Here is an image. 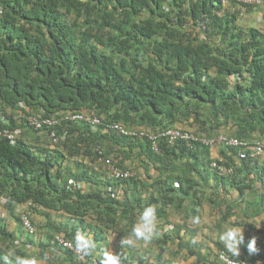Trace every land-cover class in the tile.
Returning <instances> with one entry per match:
<instances>
[{
	"label": "trees",
	"instance_id": "16d2710c",
	"mask_svg": "<svg viewBox=\"0 0 264 264\" xmlns=\"http://www.w3.org/2000/svg\"><path fill=\"white\" fill-rule=\"evenodd\" d=\"M263 4L0 0V102L10 115L5 127H28L45 139L12 142L0 136V196L12 205L30 202L35 210L75 219L71 230L51 225L48 242L68 264H100L102 257L97 248L91 255H77L58 244L57 234L74 241L82 228L94 231V242L101 232L128 237L147 206L163 218L170 206L185 216L199 215L208 199L223 221L238 216V226L264 233L251 220L264 211V155L253 156V147L264 149V32L240 23L242 8L251 11ZM65 112H87L103 123L94 128L87 121H63L61 140L54 143L49 132L34 130L25 119ZM118 122L154 132L182 127L208 137L225 134L231 126L234 131L226 135L248 146L219 144L221 156L234 168L233 174L221 175L211 166L219 159L212 157V146L185 141L172 146L162 138L156 151L147 138L106 129ZM100 156L133 176L112 178ZM72 179L84 186L71 185ZM227 184L248 202L243 212L226 198L222 208L214 197L204 196L206 186L218 191ZM12 236L0 222V238ZM167 240L170 235L160 243ZM262 246L255 255L247 249L246 255H229L264 263ZM118 254L121 264H173L161 254L157 261L131 258L124 250Z\"/></svg>",
	"mask_w": 264,
	"mask_h": 264
},
{
	"label": "crops",
	"instance_id": "0c3cea01",
	"mask_svg": "<svg viewBox=\"0 0 264 264\" xmlns=\"http://www.w3.org/2000/svg\"><path fill=\"white\" fill-rule=\"evenodd\" d=\"M240 23L260 28L264 32V4L254 8L251 11H248L247 8H242V17L240 19ZM21 130V138L26 139L27 141L30 140L35 143L37 141L45 140L43 132H37L35 136H33L28 127L21 128ZM222 148L223 147L220 145L213 146L212 157L215 159H220L222 157ZM238 162L239 161H237V163ZM152 174L154 177L158 176L157 171H152ZM216 183L217 182L215 179L210 180V184L212 186H215ZM224 187L227 189V191H225ZM214 190V188L206 186L204 196L207 195L208 197H214L217 203H221L222 208L223 205L226 206L228 204V202L223 203V200L226 198V201H230L233 204H238L237 212H243V210L246 209L248 202L242 200L237 189L234 188L232 184L223 186V189L221 186L219 187L218 191ZM119 192L121 194L123 190H120ZM245 197L252 198V196L248 197V195H245ZM33 206L34 205L30 202L12 205L7 198L0 196V222L13 235L12 238H9L11 242L7 240L6 237V239L0 238V264H16L17 258L34 259L37 264H61L63 261L64 264H68L65 261L66 255L53 250L48 243L50 239L49 236L53 232L51 225H65L69 230H71L72 227L76 226L77 221L66 213L50 212L46 209L45 211L40 207H35L38 209L35 210L32 208ZM250 209V212H252L253 209ZM168 210H170V214L167 217L163 218L157 214V228L160 235L154 236L151 239L152 241L158 242L159 247H161L164 251L167 250L166 245L169 244L168 248L170 249L169 252L172 256H185L186 258L190 257L195 259L197 258V255L191 254V252H195L202 256V258H205V262H202L197 258L199 261L198 264H214L213 262L223 264L217 260L218 252L222 250L220 247H223V244L219 241V234L222 229L225 228L224 222L229 221L228 223L231 226L234 220H239L238 216H233L230 220L223 221L220 209L208 199L204 201V205L202 206L199 215L185 216L184 211H177L174 206L168 207ZM24 212H28L30 218L34 222L36 226L35 234H31L22 223L20 217ZM212 213L214 216L209 221L207 216ZM262 215H264V211L251 220L257 225L258 230L264 232V226L260 227L259 222L256 220ZM197 220L199 222H196ZM239 227L243 228L242 226ZM77 231L85 233L91 237L92 240L95 237V233L91 229H88L86 232H84L82 228H79ZM253 232L257 234L256 237H253L256 239V247L262 249L263 244L257 240H262L264 238V236H262L264 233H256L255 231ZM165 235H170L171 240H167V243H160V240L164 239ZM128 238L129 236L121 237L118 234L112 232H101L98 237L99 240L95 242L97 248L96 254L103 257L105 251L116 253L120 250H124L127 254L134 255L133 253H129L133 250L134 243L132 245H122L121 243L122 239ZM250 239L252 238L248 235H245L244 244L241 245V256L246 255L247 241ZM179 242H182L183 245H180ZM118 246H120V249L117 250ZM6 257L7 260L5 259ZM45 257H47V259H45ZM259 262L262 263L261 260H259L258 263Z\"/></svg>",
	"mask_w": 264,
	"mask_h": 264
},
{
	"label": "built area",
	"instance_id": "2783aa9c",
	"mask_svg": "<svg viewBox=\"0 0 264 264\" xmlns=\"http://www.w3.org/2000/svg\"><path fill=\"white\" fill-rule=\"evenodd\" d=\"M224 4H230L231 2H236L238 4H262V0H220ZM25 119L30 127L36 131L45 130L49 132V137L54 143H58L61 140V137L58 133V127L62 124L63 121H87L96 128L97 125L102 124V119L96 115L89 114L87 112H65L60 115L53 116H44L42 114H28L25 115ZM10 124V115L7 110L3 107L0 102V136L6 137L12 142H15L17 139L21 138V127L9 128L5 127ZM115 130L123 135L147 138L152 147L156 150H160V140L166 138L168 143L172 146L176 145L179 141H185L187 143L200 142L209 146L216 145H226V146H248L246 141H241L235 137H229L226 134H220L213 137H208L206 135L197 134L191 129H186L182 127H172L160 132H154L146 128H129L122 123H109L106 124V129ZM65 136V134H64ZM63 137V136H62ZM253 156H262L264 155V149L262 145H257L253 147ZM99 153L102 154L103 151L99 148ZM242 157H245V154H241ZM100 161L104 162V165L109 172L112 178L116 179H128L133 176V172L130 170H125L122 167L118 166L111 158H106L100 156ZM212 168L215 169L221 175H230L233 174L234 168L226 164L224 158L214 160L211 164ZM71 185L82 188L84 186L83 181H75L72 179L70 181ZM112 189V187L110 188ZM24 226L27 230L34 234L36 233V226L32 219L29 216L28 212H24L21 215ZM57 242L59 245L72 250L74 249V242L70 239H67L63 234H57ZM264 245V238L262 240H257ZM74 252V251H73ZM75 253V252H74ZM77 254V253H76ZM80 255L81 254H77ZM218 260L223 264H253L246 260L236 259L229 255L226 250H220L218 252ZM92 264H97L93 262Z\"/></svg>",
	"mask_w": 264,
	"mask_h": 264
},
{
	"label": "clouds",
	"instance_id": "9594fccd",
	"mask_svg": "<svg viewBox=\"0 0 264 264\" xmlns=\"http://www.w3.org/2000/svg\"><path fill=\"white\" fill-rule=\"evenodd\" d=\"M196 222L199 221L197 220ZM159 235L156 208L154 206H147L139 212L138 219L132 226L129 238L122 239L121 243L122 245H132L134 241H148L154 236ZM219 241L228 253L234 257H239L241 255V245L245 241L244 229L239 227L238 223L234 220L231 226L222 229L219 234ZM95 248L96 244L91 237L80 231L76 232L73 249L75 253L88 256L94 252ZM247 250L250 255L257 252L255 238L248 241ZM5 259L7 260V257ZM16 264H37V262L34 259L17 258ZM100 264H121V255L105 251Z\"/></svg>",
	"mask_w": 264,
	"mask_h": 264
},
{
	"label": "rangeland",
	"instance_id": "374dc122",
	"mask_svg": "<svg viewBox=\"0 0 264 264\" xmlns=\"http://www.w3.org/2000/svg\"><path fill=\"white\" fill-rule=\"evenodd\" d=\"M226 129L227 130L224 132L225 134L226 133H229L230 131L231 132L234 131L233 128H231V126H229V128H226ZM216 211H219V210H216ZM213 216H214L213 213L210 214L209 216H207V218L209 219V221L212 219ZM256 220L259 222L260 227H263L264 226V215L260 216ZM228 222H224V227L230 226V224ZM211 223H213V222H211ZM243 229H244V234L246 236L248 235L251 238L257 236V234H255L253 232V230L248 229V228H244V227H243ZM262 236H264V235H262ZM168 245L169 244L166 245L167 250L164 251V250H162L161 247H159V243L156 242V241H152V240H148V241H143V240L134 241V245H133V250L134 251L132 250L129 253L130 254L133 253L135 255V257H138L139 258V257L142 256L145 259L151 260V261H157L158 260V257H159L158 255L161 254L162 257H163V259H165V260H172V262L174 264H198L199 263V261L197 260V258L194 259V258H190V257L189 258H186L185 256H178V257L172 256L171 253L169 252L170 249L168 248ZM172 247H173V245H172ZM118 249H120V246H118L117 250ZM116 253H118V252H116ZM129 256L132 258L133 255H129ZM260 264H264V263H260Z\"/></svg>",
	"mask_w": 264,
	"mask_h": 264
}]
</instances>
